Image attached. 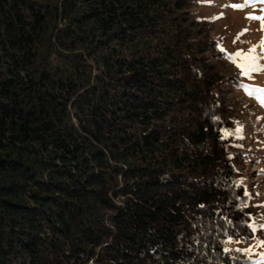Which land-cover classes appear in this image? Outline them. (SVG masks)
<instances>
[{
    "label": "trees",
    "instance_id": "obj_1",
    "mask_svg": "<svg viewBox=\"0 0 264 264\" xmlns=\"http://www.w3.org/2000/svg\"><path fill=\"white\" fill-rule=\"evenodd\" d=\"M198 2L0 0V264H250Z\"/></svg>",
    "mask_w": 264,
    "mask_h": 264
},
{
    "label": "rangeland",
    "instance_id": "obj_2",
    "mask_svg": "<svg viewBox=\"0 0 264 264\" xmlns=\"http://www.w3.org/2000/svg\"><path fill=\"white\" fill-rule=\"evenodd\" d=\"M243 3L244 0H199L198 7L192 10V16L207 24L209 36L216 42L218 57L229 74L225 90L238 112L232 117L236 133L231 154H238L239 165H235L238 180L258 211L256 220L252 222L256 227L253 237L239 246L250 259V264H260L264 260V246H258V241H264V230L259 227L264 224V107L239 85L264 88V71L253 73L249 79L237 67L239 61L234 63L228 57L237 51L247 52L264 37V32L259 30L260 22L246 19L249 14L260 15L259 9L264 5L257 3L255 8L249 6L243 10L224 7ZM217 16L221 18L213 19ZM244 29L247 31L239 35ZM259 53L260 49L257 48ZM259 63L264 65V59ZM237 129L240 131L237 132Z\"/></svg>",
    "mask_w": 264,
    "mask_h": 264
},
{
    "label": "snow or ice",
    "instance_id": "obj_3",
    "mask_svg": "<svg viewBox=\"0 0 264 264\" xmlns=\"http://www.w3.org/2000/svg\"><path fill=\"white\" fill-rule=\"evenodd\" d=\"M259 3L261 5H264V0H244L243 4H238V5H225L224 7L231 6L234 9L238 10H243L245 7L252 6L255 8L256 4ZM260 15H253L249 14L246 16V19L248 20H256L260 22V31L264 32V7H261L259 9ZM222 16V13H221ZM221 18L220 16L214 17L213 19H219ZM247 29H244L239 35H243L244 32H246ZM257 48L260 49V53L257 54ZM223 51V49H221ZM229 60L232 62L236 63L237 60L239 61L237 63V67L240 68L241 74L248 77L249 79L252 78L253 73H259L261 71H264V65H261L259 61L261 59H264V37L261 38L260 42L256 45L251 46L247 52L244 51H237L234 55H231L228 57ZM242 87L245 91V93L249 96L254 97L257 102L264 107V88L261 87H252L250 85H244L241 84L239 85ZM240 129H237V132H239ZM245 195L247 196L248 193L245 192ZM202 207V206H201ZM248 227L252 229L253 232L256 231V227L252 224H249ZM262 230H264V224L259 226ZM228 243L232 242L231 238L227 241ZM237 243L240 241L237 240ZM258 246H264V241H258ZM225 252L230 251V249L225 248ZM245 251H251V249H246ZM260 264H264V260L260 262Z\"/></svg>",
    "mask_w": 264,
    "mask_h": 264
}]
</instances>
